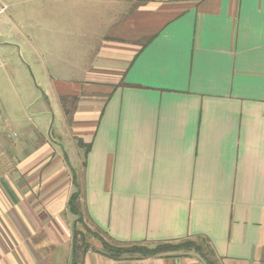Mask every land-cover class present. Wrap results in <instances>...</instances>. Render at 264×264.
<instances>
[{"label": "crops", "instance_id": "0c3cea01", "mask_svg": "<svg viewBox=\"0 0 264 264\" xmlns=\"http://www.w3.org/2000/svg\"><path fill=\"white\" fill-rule=\"evenodd\" d=\"M49 1L32 9L33 56L54 39L100 47L86 69L93 86H56L79 98L60 119L83 126L70 146L84 158L77 174L61 137L16 151L40 138L0 135V264H71L77 191L96 234L83 264H206L193 252L113 260L97 235L202 237L220 264H264V0ZM60 12L63 22L41 23ZM21 18L4 23L23 28Z\"/></svg>", "mask_w": 264, "mask_h": 264}, {"label": "rangeland", "instance_id": "374dc122", "mask_svg": "<svg viewBox=\"0 0 264 264\" xmlns=\"http://www.w3.org/2000/svg\"><path fill=\"white\" fill-rule=\"evenodd\" d=\"M4 4H7L10 9L5 13H0V111L2 112L0 135H2V145L13 140L21 142L32 136L40 138V141L33 146L22 141L20 146L17 144L10 149L18 151L21 148L25 149V146H30L34 150V148H43L47 142L57 143L58 137H61V147L57 150L67 153L72 167L79 174L84 150L78 148L77 145L73 148L70 144H74L72 133L80 132L83 126L74 122L73 117L60 119L62 117L61 107L73 109L71 99L74 97L63 102L62 97L57 95L56 86L57 83L70 85L72 90L81 86V91L85 87L93 86L89 83L91 80L85 77L87 76L86 69L93 66L100 47L86 43L88 41L81 36L69 38L62 45L54 39L49 47L46 45L41 47V55L37 53L33 56L36 47L33 44L31 29L32 9H51L50 1L0 0V10ZM12 12L23 17L20 22L25 27L4 23L5 19L10 18ZM62 17L63 12L58 15L54 14V17H48L44 13L41 23L63 22L60 19ZM72 19L74 25L79 24L75 15H72ZM18 34H22L26 41L23 42ZM67 124V134L63 135L61 128L65 129ZM4 148L7 147L3 146L1 152ZM77 229L89 244L95 239L96 234L92 232L94 228L85 214L84 223H78Z\"/></svg>", "mask_w": 264, "mask_h": 264}, {"label": "trees", "instance_id": "16d2710c", "mask_svg": "<svg viewBox=\"0 0 264 264\" xmlns=\"http://www.w3.org/2000/svg\"><path fill=\"white\" fill-rule=\"evenodd\" d=\"M67 99H70V97H62L63 102ZM71 100H73L74 103L71 102V105L74 106L73 109H68V107L66 108L64 106L68 114H72L75 110L74 108L77 105L76 102L78 101V97H74ZM69 208L73 215L77 217V224H83L84 213L80 204V193L78 191L71 196ZM97 236L102 243L101 253L106 257L117 261L160 256L172 257L193 252L196 253L206 264H220L209 240L202 237L188 238L178 242L122 245L109 243L106 239L101 238L99 235ZM89 250L90 244L86 242L83 236H81L76 226L73 237L71 264H83V259Z\"/></svg>", "mask_w": 264, "mask_h": 264}, {"label": "built area", "instance_id": "2783aa9c", "mask_svg": "<svg viewBox=\"0 0 264 264\" xmlns=\"http://www.w3.org/2000/svg\"><path fill=\"white\" fill-rule=\"evenodd\" d=\"M1 115H2V112L0 111V120H1Z\"/></svg>", "mask_w": 264, "mask_h": 264}]
</instances>
